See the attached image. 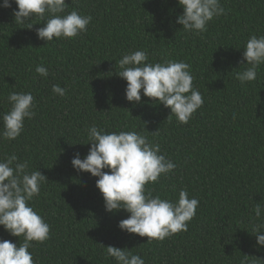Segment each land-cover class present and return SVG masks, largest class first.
<instances>
[{
    "label": "trees",
    "instance_id": "trees-1",
    "mask_svg": "<svg viewBox=\"0 0 264 264\" xmlns=\"http://www.w3.org/2000/svg\"><path fill=\"white\" fill-rule=\"evenodd\" d=\"M220 3L225 14L195 35L175 22L183 14L177 0H66V12L77 10L92 21L78 36L47 45L36 35L44 21L33 19L28 29L15 23L14 3L0 7V116L10 110L13 91L31 92L36 105L16 140H0V161L15 154L28 171L48 179L29 202L50 226L49 239L29 249L34 264H116L100 244L133 250L145 264H264V246L253 233L255 224H264V212L260 220L254 214L255 204H264V64L257 80L241 84L236 78L247 63L246 41L264 36V0ZM137 50L149 63L190 65L204 104L188 123L142 93L139 104L126 100L118 61ZM40 65L48 77L35 72ZM54 84L66 95H54ZM93 125L136 131L160 145L176 167L145 191L175 201L186 189L197 198L187 231L147 243L118 228L130 214L106 212L98 178L71 164L77 152L81 159L87 155ZM0 240L19 246L23 237L0 227Z\"/></svg>",
    "mask_w": 264,
    "mask_h": 264
},
{
    "label": "clouds",
    "instance_id": "clouds-1",
    "mask_svg": "<svg viewBox=\"0 0 264 264\" xmlns=\"http://www.w3.org/2000/svg\"><path fill=\"white\" fill-rule=\"evenodd\" d=\"M13 3L18 8L12 13L15 23H27V28L32 29L31 20L44 21V26L36 29V35L46 45L54 38L78 36L92 21L90 15L77 10L66 12V0H3L0 7L8 9ZM177 3L183 8V14L175 22L185 32L195 35L206 32L210 21L225 14L220 0H177ZM148 59V54L141 50L131 51L119 59L117 75L126 81V100L139 104L142 93L170 109L178 122L188 123L204 104L201 93L193 87L190 65L172 60L149 63ZM243 61L247 62L243 64L245 70L238 71L236 78L241 84L257 80L258 69L264 64V36L249 37L243 49ZM35 72L44 78L49 75L43 65L37 66ZM66 91L58 84L52 86L54 95L63 97ZM7 101L11 107L0 116V140L12 141L21 135L25 120L35 116L36 105L31 92L13 91ZM157 133L158 130L151 134ZM87 139L89 142L85 145H91L87 155L81 159L77 152L71 164L77 172L98 178L96 188L102 194L106 212L124 210L130 214L119 222L121 231L147 237V243L187 231L188 222L199 206L197 198H189L186 189L180 190L175 201L145 191L147 184L158 182L161 175L172 173L176 167L166 154H161L159 144L136 131L105 132L95 125L87 129ZM28 168L27 161L18 162L15 154L0 161V227L13 237H23L19 246L0 240V264H34L33 253L29 251L35 246L32 242L42 244L49 239V224L29 203L39 196L41 186L48 179L39 170L28 171ZM262 212L264 204H255L257 220L262 218ZM253 233L257 245L264 246V224H255ZM100 246L116 264H145L133 250Z\"/></svg>",
    "mask_w": 264,
    "mask_h": 264
}]
</instances>
